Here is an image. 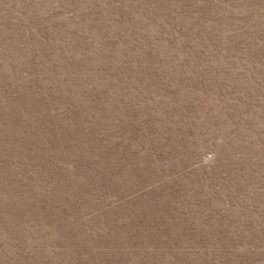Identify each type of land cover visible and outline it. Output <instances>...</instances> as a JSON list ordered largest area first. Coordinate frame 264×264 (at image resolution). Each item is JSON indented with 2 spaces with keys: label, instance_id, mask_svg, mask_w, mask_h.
I'll use <instances>...</instances> for the list:
<instances>
[{
  "label": "rangeland",
  "instance_id": "obj_1",
  "mask_svg": "<svg viewBox=\"0 0 264 264\" xmlns=\"http://www.w3.org/2000/svg\"><path fill=\"white\" fill-rule=\"evenodd\" d=\"M0 264H264V0H0Z\"/></svg>",
  "mask_w": 264,
  "mask_h": 264
}]
</instances>
